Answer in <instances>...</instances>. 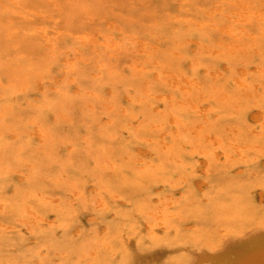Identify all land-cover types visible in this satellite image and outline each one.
I'll use <instances>...</instances> for the list:
<instances>
[{
	"label": "rangeland",
	"instance_id": "rangeland-1",
	"mask_svg": "<svg viewBox=\"0 0 264 264\" xmlns=\"http://www.w3.org/2000/svg\"><path fill=\"white\" fill-rule=\"evenodd\" d=\"M6 1L7 0H0V94H3L0 95V104L3 102V107H1L2 105H0V113L6 110L5 106H7V104L13 106L15 115L10 116V118L7 117L6 120H8L9 118V124L11 123L12 126H15L16 129L14 131L16 132L18 137L13 135V133H10L8 128L5 127V124L3 125L2 121L0 120V136H3L2 138H0V149L2 150H0V185L4 184L6 187L11 188L9 189L8 196L11 198L10 200L13 201V193L11 192V190H16V188L21 185V178H34V180L29 179V183L34 185L37 181L36 183L42 185L41 187L45 189L44 192L46 191L49 198H57L63 200V203L66 207V204H68L69 202H74L73 200H75L74 196L72 195L74 184L77 183L75 184V186L78 187L77 190L81 191L82 194L84 193L83 198L88 203V205L83 209L81 208V204L74 207L75 213L79 215L78 220L80 221V225L85 232L82 236L79 237L75 235L73 229L69 228V225L65 226L64 228H58V225L54 224L49 226L48 228L45 227V225L40 224L38 226L29 228L28 226H23L19 219L18 222L16 220L17 217L12 213L7 214L3 217V219L0 218V222H2L3 224L6 223L5 225L7 226H14V228L16 227L15 231L6 233L5 238L7 240H10L9 242L11 243L9 244V248L11 247L10 249L18 254L20 264H127V261L129 260L131 261H129V264H133L132 262L133 260H135L133 259L134 255L147 254L149 249L150 251H152L154 250L155 246L157 247L158 244L155 242L156 239L161 240V248L165 250V255L167 258L165 257L164 261L167 259L172 261L175 260V258H180L179 256H175L174 258V254L180 255L182 253L184 255H182L181 257H185L191 253L205 252L207 251L206 249L210 250L212 246H219L220 243H225L230 239H234L237 236L236 231L242 228L247 230L250 229L264 235V119L261 118L259 122H255L251 119L250 113L252 112L253 104L251 102L249 103L248 99H245L244 97L245 92H249L250 89L246 91L245 88L237 89V86H235L236 79L240 78L238 74L239 70H241L242 68H247L248 73H250L247 76V81L251 82L250 85L260 84L259 87L261 88L258 92L260 97L256 98V101L261 104L260 108L262 107L261 110L264 112V78L260 75L257 76V74L252 73V69L256 67L262 68V70H264V37H261V34L264 32V17H256V14L264 13V0H240L246 2L248 6H251L250 11L252 12V14L249 16L248 21L246 22V24H244L245 26L243 25L242 28H245L244 30L250 32L253 37L247 38L244 35H241V37L238 36L240 38H243V44L241 45H243L242 47L245 49V51L240 53L237 52L236 56L226 52L224 48H221L223 44L231 43L232 41H234V39L232 36L221 32V29L219 28L221 26L223 28L226 26L234 30L236 29L234 28L236 27L235 24L231 22H233L235 18L233 14L236 11L239 12L240 9L232 5L234 0H90V2L88 1L86 4H84V8L77 7L76 4L71 5L69 2L70 0H56L58 1L57 3L59 5V8L63 7L59 11L58 8H56V6L53 3H50L48 0H30L29 2L26 1V3L24 4L27 6L25 10H33L32 12H37L43 15L37 16L28 13L27 20L19 17L17 14H13L12 10L14 7L10 4L9 0L7 2ZM188 2L191 4H189ZM6 4L9 6H7ZM217 5H219L222 10H225V14H228L230 12L228 14L232 17L230 18V21L229 18H224L225 14L222 15L219 12H215V8ZM6 8H10V11L5 12ZM187 9L189 11H186ZM15 10L20 11L19 9ZM208 11H211V13ZM208 13H210V15H208ZM45 17H49L51 19L53 18L55 19L54 21H57V23H50L46 20ZM253 17L255 18L253 19ZM108 21H115L119 25L120 31L118 30L115 33V39L117 42H119L118 46L120 50L117 49L116 51H114L112 47L101 45L98 46L96 51H93L90 48L91 46H86L84 44H81L80 46L76 36L83 33H89L96 27H100L101 32L103 33L102 29H106V23ZM44 24H48L49 26H51L53 32H56L55 34H53L55 36H58V42L56 41L57 46L55 47V53L53 51V54L49 53L48 50L41 43H39L41 40H39L40 37L37 33V28L40 25L45 26ZM212 24L214 26H218V28L213 27ZM229 24L232 26H229ZM254 27H256V29H254ZM258 32H260L261 34ZM123 33H125L126 36ZM111 35L113 36V33ZM122 35L124 36V38L122 37ZM262 35L264 36V33ZM29 37H31V39H29ZM141 38L144 39L146 44H151L152 46H155L159 49L155 56V60L160 61L158 62L159 64L157 65V67H155L154 64L153 66L152 64L148 63L147 60L152 58L140 57V55L137 54V40L143 41ZM129 39L130 41H128ZM100 40L104 41L103 37H101ZM190 40H196L200 45L196 46L194 44H191ZM58 46L60 47V49H58ZM70 46H72L73 49L70 48ZM201 46L203 48H206L207 46L209 47L203 49ZM70 49L74 52H72ZM20 52L22 54H20ZM217 52L220 53L216 54ZM17 53H19V55ZM191 57L194 60H192ZM67 58H71L73 59V61H75V66L77 68L75 72L77 74H75V72L73 71L69 72L68 69L61 63ZM79 58H83L86 63H82ZM133 58L138 59L135 60ZM197 62L199 63V67L197 65ZM11 64L14 66H20L21 70L17 71L19 75L15 77L17 78V80L18 78L22 79L25 77L24 80L30 83V96L19 97V95H17V92L15 93V91H13L14 89L11 88V85L13 84L12 74L11 71H8L6 69V67L10 66ZM30 65L34 66L32 70L35 71L36 69L35 74H38V77H32L34 75L29 71V69H31ZM131 65L134 67H132ZM78 66L81 68H79ZM137 66L140 67L142 71L136 69L135 67ZM210 66L212 68H210ZM181 67L182 69H180ZM227 67H229L230 69L225 70ZM238 67L240 68L238 69ZM170 68L172 70H179L180 72L185 73L187 76L192 77L197 82V86L200 88L199 89L198 87H195V89H193L195 91V94L197 92H201L206 96L208 105L211 107V112H213L211 113V115H209V120H207L209 122V125L207 126L210 129V135L217 136L224 141L225 138L230 140L231 136L237 137L238 135L236 134L239 133L241 141L245 143L247 142L248 144L253 143L252 146L254 148L245 149V151L243 152L244 154H242L247 159L246 162L241 161V165L240 161H236L234 162L235 165H231L228 164L226 158L221 157L220 161H218L216 160L214 155L210 157V154L207 158V161L211 163L209 176L203 175L201 171L198 170L199 163L202 158L201 154H199L201 151V146L205 147L204 149L207 151L214 150L213 144H209L204 138L198 139L194 135L195 133L192 132L194 128L198 127L199 125L205 124V118L199 115H195L191 111L184 109H182L183 112L179 109H168L166 108V106L159 103V101L155 97L152 98V96L149 97L147 96V94H145L146 88L155 92H170V89L166 88V79L163 75V71H167ZM194 68H196V70ZM217 68L218 70H216ZM24 71L30 74H27ZM155 73H158L162 76L160 80H157L155 78ZM262 73L264 74V71H262ZM63 75H65V79L57 84L55 79L60 80V78L62 79ZM78 76L79 78H77ZM39 78L42 79L49 87L46 93L42 95L44 97V102H41L40 105H43L44 103V106L41 110H38L37 107H35L39 103L37 101V98L40 96H38L39 94H37L36 92V85L34 82ZM71 78H75L79 84L82 83V88H87L86 90H88L89 93H86L85 91L83 95H77V87L66 80ZM106 79L108 81H106ZM32 80L34 82H32ZM98 80L99 83L97 82ZM198 83H200V85ZM54 88H57L58 92H55ZM91 91L94 95H97L98 98L91 97ZM110 91H113V97L110 96ZM66 92L68 95L66 94ZM127 92H129L132 97H130ZM11 95L13 100L11 99ZM78 97L82 98L79 99ZM141 98L142 100H140ZM144 98L146 100H144ZM128 100L132 101L134 105L130 104ZM16 101L20 103L23 102L20 105V108L17 107L20 103L17 102V105L14 103ZM88 104L91 105V108H89ZM152 104H154L155 106ZM107 105H112L113 110H111ZM156 109H160V111L157 112ZM172 115L176 118V121L180 117V119L177 121L178 123H171V121L173 120ZM26 116H28V120L27 118H25ZM227 116L229 117L227 118ZM37 118H39L42 124L44 123L43 126L45 129H43L48 132L45 139L43 140H40L39 138H37V136L32 135L34 131H32V127L30 126V124L33 123L34 120L36 121ZM158 118L159 120L162 119V122H156ZM141 120H144V122ZM15 123H17V125L19 126L15 125ZM161 123H163L162 126ZM219 123L222 125H219ZM239 123L241 127L238 126ZM156 124L158 125V127ZM154 125L155 127H152ZM248 128L249 130H247ZM147 130L148 132L145 134ZM163 130L166 131L164 132L166 133L164 139ZM254 131H257V133L253 134ZM113 134H115V136ZM148 134H150V136ZM24 140H28L30 142ZM161 140H165V142H167L168 145L173 148L172 153H166L164 151V148L160 143L162 142ZM179 141L181 144L179 143ZM2 143H4V145ZM135 143H137L138 145H135ZM146 143H148V145ZM225 143H227V141H225ZM27 144L29 147L26 146ZM118 144H120V146ZM118 147L119 149H121L119 150ZM141 148L145 150L149 149L150 153L152 152V157H142L138 152V149ZM34 151L35 153L32 154L31 152ZM41 151H45L48 153L41 154ZM15 152H18V154H15ZM156 153L158 155H156ZM167 154H176L175 160H177L178 162L176 161V164L173 163L171 157L169 158L170 155ZM108 155H111V157H114L115 159L111 158ZM127 158H132V161L128 160ZM75 159L77 160V162L75 161ZM163 160L165 162H163ZM109 161L113 163L117 170L113 169L112 171L111 169H107V167L104 166ZM138 161H143L146 164L148 163V165H144L143 167L139 166L137 164ZM195 161H197V163ZM5 163H8V166ZM25 163L28 164V166L25 165ZM243 163L245 165H243ZM149 164L156 165L155 167H157L160 172L157 170L154 171L153 169H149L151 168V165ZM181 167H186V169H182ZM19 168H21V170L23 169V173L22 171L20 172ZM92 168H94V171ZM13 169L16 171H13ZM239 170H245L246 173L243 174V176L239 177ZM186 171L189 173H186ZM18 176H20V178ZM34 176L38 177L36 178ZM48 176L50 177V179ZM205 178L207 181L205 180ZM233 178H235L234 180L238 178L240 182H242L243 186L241 185L242 187H240V189L232 187L230 185V182L233 181ZM201 179L202 181H206L209 184V188L206 189L207 194H204L202 192V189H200V187L198 186V182ZM245 180H247V184ZM161 182L164 184H162ZM253 182L254 184H252ZM211 184L213 185L211 186ZM103 185L113 186V196H110L106 189L103 190ZM217 185L219 186L217 187ZM92 187H96L98 192H91V190L93 189ZM246 194H248L249 196ZM167 195L169 196L167 197ZM97 198L106 200L108 207L113 208V214H110L106 210L98 207L96 205V203L98 202ZM197 199H200L198 200V202L200 201L199 203L197 202ZM158 200H160L159 203ZM114 203L116 204L114 205ZM35 204L36 205L34 206L33 203L35 209H37L41 213H43L44 211L46 212L47 209L45 210V203H41L42 205H37V203ZM143 204L146 205L143 206ZM68 208H70V206ZM198 208H201V213L198 212ZM138 212L142 213L139 214ZM96 215H104L105 218L103 221H105V223L107 221L106 224L110 226V234H108L109 232L105 233L101 231L103 230L101 226H96L89 223L88 219ZM13 218L15 219V221ZM52 218L53 214H51V212H49L47 216H45V219L51 220ZM135 221H138V223H136ZM145 222L149 223L146 224ZM160 223H162L163 225ZM112 225L114 226V228L111 227ZM123 226H125V228ZM129 227L130 229H128ZM161 227H164L166 229L164 230V228L162 229ZM90 229H93L94 231ZM96 230L98 233L96 232ZM20 234H22V236ZM97 234L99 237L96 236ZM134 235H136L137 237ZM40 236H43L44 240L41 241V238H39ZM113 236L115 237L113 238ZM92 237L94 238L91 239ZM211 237L213 238L211 239ZM189 240H191V242H189ZM87 242H89L90 244H87ZM54 246H58V249H53ZM38 248H40L39 250L41 251H39ZM28 251H30L31 253ZM34 253H36V255ZM6 256L7 255L5 254L4 257L7 258ZM23 256L24 258H21ZM4 257L2 263L6 264L7 259H4ZM170 257L173 259L171 260ZM27 258L29 260H27ZM170 261L164 262V264L169 263Z\"/></svg>",
	"mask_w": 264,
	"mask_h": 264
},
{
	"label": "bare ground",
	"instance_id": "bare-ground-1",
	"mask_svg": "<svg viewBox=\"0 0 264 264\" xmlns=\"http://www.w3.org/2000/svg\"><path fill=\"white\" fill-rule=\"evenodd\" d=\"M8 1V0H7ZM6 1V2H7ZM10 1V4L14 7H12L13 8V10H12V12H13V14H17L19 17H21V18H24V19H28V13H30V14H32V15H37V16H39V15H43V14H39V13H37V12H32L33 10H31V11H27V10H25V8H27V6L26 5H24L25 3H26V1L27 2H29L30 0H9ZM38 1V0H37ZM45 1V0H44ZM50 3H53L55 6H56V8H58V11L59 10H61V8H63V7H61V8H59V5H58V1H56V0H48ZM90 2V0H74V1H72V0H70L69 2H70V4L72 5V4H76V6L77 7H82V8H84V4H86L87 2ZM183 2V1H182ZM31 3V2H30ZM189 3V2H188ZM1 4V3H0ZM66 4V3H65ZM96 4V3H95ZM189 4H191V3H189ZM7 5V4H6ZM69 5V4H68ZM94 5V4H93ZM197 5V4H196ZM232 5L233 6H235V7H238L239 9H240V11L239 12H235L234 14H233V16L235 17H233L234 18V20H233V22H231V23H234L235 24V26L236 27H234V28H236L235 30L234 29H232V28H228V27H219L220 29H221V32H224V33H226L227 35H229V36H232L233 37V39H234V41H232L231 43H225V44H223L222 46H221V48H224V50L226 51V52H228V53H231V54H233L234 56H236V54H237V52H243V51H245V49L242 47L243 45H241V44H243L242 43V41H243V38H240L241 37V35H244V36H246L247 38H252L253 36L250 34V32H247V30H244L245 28H242L243 27V25L244 24H246V22L248 21V19H249V16L252 14V12L250 11L251 9H250V7L251 6H248L247 5V3L246 2H243V1H240V0H237V1H233V3H232ZM1 6V5H0ZM7 6H9V5H7ZM189 6V5H188ZM5 7V6H4ZM29 7V6H28ZM198 7V6H197ZM2 8V7H1ZM33 8V7H32ZM35 8V7H34ZM184 8H186V7H184ZM223 8V7H222ZM15 9H19L20 11H17V10H15ZM55 9V8H54ZM65 9V8H64ZM72 9V8H71ZM193 9H194V7H193ZM230 9V8H229ZM234 9V8H233ZM24 10V11H23ZM213 10V9H212ZM235 10V9H234ZM8 11H10V8H6L5 9V12H8ZM52 11V10H51ZM81 11V10H80ZM186 11H189L188 9L186 10ZM195 11H196V9H195ZM207 11V10H206ZM228 11H230V10H228ZM208 12H210L211 13V11H208ZM215 12H219V13H221L222 15L223 14H225V10H222L221 8H220V6L219 5H217L216 6V8H215ZM254 12V11H253ZM257 12V11H256ZM210 13H208V15H210ZM230 13V12H229ZM228 13V14H229ZM227 13L224 15V18L226 17V18H229V21H230V18H232L230 15H228ZM232 14V13H231ZM256 14V13H255ZM71 15V14H70ZM200 15H202V14H200ZM204 15V14H203ZM220 15V14H219ZM9 16H10V14H9ZM72 16V15H71ZM194 16V15H193ZM197 16V15H196ZM213 16V15H212ZM35 17V16H34ZM256 17H259V18H262V17H264V13H260V14H256ZM11 18V17H10ZM32 18V17H31ZM46 18V17H45ZM57 18V17H56ZM255 17H253V19H254ZM46 20L48 21V22H50V23H57V21H54L55 19H51V18H49V17H47L46 18ZM46 21V22H47ZM35 22V21H34ZM200 22V21H199ZM189 23V22H188ZM230 23V22H229ZM253 23V22H252ZM251 23V24H252ZM39 24V23H38ZM43 24V23H42ZM197 24V23H196ZM211 24V23H210ZM6 25V24H5ZM45 25V24H44ZM74 25V24H73ZM200 25V24H199ZM213 25V24H212ZM35 26V25H34ZM229 26H232V25H230L229 24ZM245 26V25H244ZM250 26H253V25H250ZM256 26H258V25H256ZM11 27V26H10ZM66 27V26H65ZM73 27V26H72ZM199 27V26H198ZM200 27H201V25H200ZM199 27V28H200ZM213 27H217L218 28V26H214L213 25ZM202 28V27H201ZM251 28V27H250ZM249 28V29H250ZM70 29V28H69ZM193 29V28H192ZM254 29H256V27H254ZM259 29V28H258ZM60 30V29H59ZM120 31V29H119V25L114 21H108L107 23H106V29H102V31H103V33L101 32V29H100V27H96L95 29H93V30H91V32H89V33H83V34H80V35H78V36H76V38H77V40H78V42H79V44H80V46H81V44H84V45H86V46H91L90 48L93 50V51H96V49L98 48V46H101V45H103V46H106V47H112L113 48V50L114 51H116L117 49H119V46H118V44H119V42H117L116 41V39H115V33L117 32V31ZM7 31V30H6ZM57 31V30H56ZM63 31V30H62ZM83 31V30H82ZM258 31V30H257ZM67 32V31H66ZM85 32V31H84ZM196 32V31H195ZM27 33V32H26ZM37 33H38V35H39V40H41L39 43H41L47 50H48V52L49 53H52L53 54V51H54V53H55V47L57 46L56 45V41H57V38H58V36H55L54 34L56 33V32H53V29H52V27L51 26H49L48 24L47 25H45V26H42V25H40V26H38V28H37ZM54 33V34H53ZM113 33V36L111 35ZM194 33V32H193ZM192 33V34H193ZM258 33H260V32H258ZM264 33V32H263ZM262 33V34H263ZM124 35H125V33H123ZM254 34V33H253ZM261 34V33H260ZM261 34V37H264L263 35ZM66 35V34H65ZM69 35V34H68ZM126 36V35H125ZM134 36V35H133ZM238 36H240V37H238ZM101 37H103V39H104V41H101L100 40V38ZM122 37L124 38V36L122 35ZM135 37V36H134ZM20 38V37H19ZM130 38V37H129ZM136 38V37H135ZM260 38V37H259ZM29 39H31V37H29ZM127 39V38H126ZM140 39V38H139ZM142 39V38H141ZM154 39V38H153ZM185 39H187V38H185ZM231 39V38H230ZM143 41H144V39H142ZM229 40V39H228ZM14 41V40H13ZM13 41H12V44H13ZM19 41V40H18ZM128 41H130V39L128 40ZM143 41H140V40H137V44H138V50L136 51L137 52V54L138 55H140V57H147V58H152V59H149V60H147L148 61V63L149 64H154L155 65V67H157V65L159 64L158 62H160V61H158V60H155V56H156V54H157V52L159 51V49L157 48V47H155V46H152L151 44H146L145 43V41L143 42ZM147 41V40H146ZM163 41V40H162ZM231 41V40H230ZM229 41V42H230ZM15 42V41H14ZM21 42V41H20ZM58 42V41H57ZM77 42V41H76ZM148 42V41H147ZM182 42V41H181ZM186 42V41H185ZM219 42V41H218ZM31 43V42H30ZM129 43V42H128ZM132 43V42H131ZM130 43V44H131ZM153 43V42H152ZM190 43L191 44H194V45H200L199 44V42L198 41H196V40H190ZM217 43V42H216ZM250 43V42H249ZM11 44V43H10ZM15 44V43H14ZM40 44V45H41ZM129 44V45H130ZM155 44V43H154ZM60 45H61V43H60ZM157 45V44H156ZM168 45V44H167ZM181 45V44H180ZM203 45V44H202ZM206 45V44H205ZM16 46V45H15ZM158 46V45H157ZM179 46V45H178ZM213 46V45H212ZM10 47V46H9ZM33 47V46H32ZM59 47V46H58ZM169 47V46H168ZM202 47V46H201ZM207 47H209V46H207ZM206 47V48H207ZM216 47V46H215ZM70 48H72V46H70ZM121 48V47H120ZM132 48V47H131ZM182 48H183V46H182ZM203 48V47H202ZM205 47L203 48V49H206ZM214 48V47H213ZM58 49H60V47L58 48ZM64 49V48H63ZM73 49V48H72ZM75 49H77V48H75ZM108 49V48H107ZM128 49V48H127ZM163 49V48H162ZM168 49V48H167ZM166 49V50H167ZM178 49V48H177ZM194 49V48H193ZM253 49V48H252ZM258 49V48H257ZM261 49V48H260ZM65 50V49H64ZM71 50V49H70ZM120 50V49H119ZM171 50V49H170ZM169 50V51H170ZM174 50V49H173ZM196 50V49H195ZM199 50H201V49H199ZM215 50V49H214ZM217 50V49H216ZM72 51V50H71ZM163 51V50H162ZM205 51H207V50H205ZM221 51V50H220ZM254 51V50H253ZM57 52V51H56ZM72 52H74V51H72ZM14 53V52H13ZM67 53V52H66ZM70 53V52H69ZM82 53V52H81ZM201 53V52H200ZM220 53V52H219ZM218 52L216 53V54H219ZM18 55H19V53H17ZM20 54H22L21 52H20ZM24 54V53H23ZM104 54H105V52H104ZM166 54V53H165ZM176 54V53H175ZM177 54H179V53H177ZM224 54H225V52H224ZM1 55V54H0ZM6 55V54H5ZM83 55V54H82ZM162 55V54H161ZM211 55V54H210ZM255 55V54H254ZM14 56V55H13ZM12 56V57H13ZM86 56V55H85ZM111 56V55H110ZM197 56H198V54H197ZM216 56V55H215ZM106 57V56H105ZM168 57V56H167ZM175 57V56H174ZM183 57H185V56H183ZM182 57V58H183ZM204 57V56H203ZM226 57V56H225ZM10 58V57H9ZM17 58V57H16ZM21 58V57H20ZM26 58V57H25ZM58 58V57H57ZM73 58V57H72ZM85 58V57H84ZM198 58V57H197ZM212 58V57H211ZM233 58V57H232ZM232 58H231V61H232ZM260 58V57H259ZM80 59V58H79ZM93 59V58H92ZM107 59H109V58H107ZM113 59V58H112ZM133 59H135V58H133ZM138 59V58H137ZM137 59H135V60H137ZM191 59H192V57H191ZM217 59V58H216ZM255 59H256V57H255ZM81 61H82V63H86V61L83 59V58H81L80 59ZM162 60V59H161ZM192 60H194V59H192ZM196 60V59H195ZM5 61V60H4ZM7 61V60H6ZM45 61V60H44ZM48 61V60H47ZM210 61H212V60H210ZM218 61H220V60H218ZM226 61V60H225ZM230 61V62H231ZM239 61V60H238ZM1 62V61H0ZM12 62H13V60H12ZM20 62V61H19ZM40 62V61H39ZM51 62V61H50ZM49 62V63H50ZM260 62V61H259ZM17 63H18V61H17ZM27 63V62H26ZM45 63V62H44ZM67 69H68V71L70 72V71H73V72H75L76 71V66H75V61H73V59H71V58H67V59H65L64 61H62L61 62ZM212 63H214V62H212ZM244 63H245V61H244ZM165 64V63H164ZM196 64V63H195ZM195 64H193V65H195ZM251 64V63H250ZM259 64V63H258ZM263 64H264V62H263ZM263 64H261V65H263ZM77 65V64H76ZM79 65V64H78ZM96 65V64H95ZM153 65V66H154ZM183 65V64H182ZM190 65V64H189ZM197 65H198V67H199V63L197 62ZM205 65V64H204ZM203 65V66H204ZM243 65V64H242ZM252 65V64H251ZM254 65V64H253ZM260 65V64H259ZM22 66V65H21ZM24 66H26V65H24ZM85 66V65H84ZM104 66V65H103ZM132 66V65H131ZM172 66V65H171ZM178 66V65H177ZM216 66V65H215ZM228 66H230V65H228ZM236 66V65H235ZM79 67V66H78ZM132 67H134V66H132ZM256 67V66H255ZM5 68V67H4ZM30 68L31 69H29V71L31 72V73H33V75L34 76H32V77H38L36 74H35V71H36V69H35V71H33L32 69L34 68V66H31L30 65ZM38 68V67H37ZM42 68V67H41ZM65 68V69H66ZM79 68H81V67H79ZM97 68V67H96ZM136 69H139V71H142V69L140 68V67H135ZM169 68V67H168ZM210 68H212L211 66H210ZM216 68V67H215ZM240 67H238V69H239ZM6 69L8 70V71H11V74H12V78H13V84L11 85V88L12 89H14L13 91H15V93L17 92V95H19V97H28V96H30V89L29 88H31L30 87V83H28V81H25L24 79H25V77L24 78H22V79H20V78H18V80H17V78L15 77V76H18L19 74L17 73V71H20L21 69H20V66H14V65H10V66H8V67H6ZM24 69V68H23ZM60 69V68H59ZM61 69H63V68H61ZM112 69V68H111ZM143 69H144V67H143ZM154 69V68H153ZM171 69V68H170ZM168 69L167 71H163L164 72V77H165V84H166V88H169L170 89V92H155V91H152V90H150V89H148V88H146V90H145V94H147V96H149V97H151L152 96V98L153 97H155L158 101H159V103H161V104H163L164 106H166V108H168V109H179V110H182V109H184V110H188V111H191L192 113H194L195 115H199V116H202L203 118H205V124L204 125H199L198 127H196V128H194L193 130H192V132L193 133H195L194 135L198 138V139H201V138H204L209 144H213L214 145V150L213 151H207V150H205L204 148L205 147H202L201 146V151H200V153L199 154H201V156H202V158H201V160H200V163H199V169L198 170H200L201 171V173L203 174V175H207V176H209V169H210V165H211V163L210 162H208L207 161V158L209 157V155H210V157H212L213 155L215 156V158H216V160H218V161H220V158L221 157H224V158H226V160L228 161V164H231V165H235V163L234 162H236V161H240V164H241V161H243V162H246L247 161V159L245 158V156H243L242 154H244L243 152L245 151V149H252V148H254L253 146H252V144L253 143H245V142H243V141H241V138L239 137V133H237L236 135H238L237 137H235V136H231V138L230 137H228V138H230V140L229 139H227V138H225V140L223 141L222 139H220L219 137H217V136H214V135H210L209 134V128H208V126L207 125H209V122L207 121V120H209L208 118H210L209 117V115H211V113H213V112H211V107L208 105V100H206V96L204 95V94H202L201 92H197L196 94H195V91L193 90V89H195V87L197 88L198 86H197V82L192 78V77H190V76H187L185 73H183V72H180L179 70H175V69ZM177 69V68H176ZM180 69H182V67L180 68ZM195 70H196V68H194ZM230 68L229 67H227L225 70H229ZM233 69H234V67H233ZM235 69H237V68H235ZM38 70V69H37ZM214 70V69H213ZM216 70H218V68L216 69ZM53 71V70H52ZM194 71V70H193ZM210 71V70H209ZM262 71H264V70H262V68H254V69H252V73H255V74H257V76H262L263 78H264V74L262 73ZM24 72H26V71H24ZM82 72V71H81ZM107 72V71H106ZM155 72V71H154ZM157 72V71H156ZM213 72V71H212ZM218 72H220V71H218ZM217 72V73H218ZM6 73V72H5ZM27 73V72H26ZM66 73V72H65ZM105 73V72H104ZM148 73H150V72H148ZM194 73V72H193ZM27 74H30V73H27ZM69 74V73H68ZM67 74V75H68ZM75 74H77L76 72H75ZM95 74V73H94ZM139 74V73H138ZM162 74V73H161ZM220 74H222V73H220ZM239 79H236V81H235V86H237V89L238 88H245L246 89V91H248L249 89H250V91L249 92H245V99H248V101H249V103L251 102L252 104H253V106H252V112L250 113V117H251V119L252 120H254L255 122H259L260 120H261V118L262 119H264V112L261 110V108H260V106H261V104L260 103H258L257 101H256V98H258V97H260L259 96V89L261 88V87H259V85H253V84H251L250 85V83L251 82H248L247 81V76L250 74V73H248V70H247V68H242L241 70H239ZM110 75V74H109ZM140 75V74H139ZM193 75V74H192ZM233 75H235V74H233ZM254 75V74H253ZM64 76V77H63ZM62 76V79L60 78V80L59 79H55V81L57 82V84L58 83H60L62 80H64L65 79V75H63ZM72 76V75H71ZM154 76H155V78L157 79V80H160L161 79V75H159L158 73H155L154 74ZM227 76V75H226ZM231 76V75H230ZM54 77V76H53ZM73 77V76H72ZM91 77V76H90ZM112 77V76H111ZM205 77H206V75H205ZM251 77V76H250ZM46 78V77H45ZM55 78V77H54ZM77 78H79V76L77 77ZM139 78V77H138ZM234 78V77H233ZM96 79V78H95ZM111 79V78H110ZM213 79V78H212ZM11 80V79H10ZM67 81H69L70 83H72L73 85H75L76 87H77V91H76V94L77 95H83L84 93H85V91H86V93L88 92L89 93V91L88 90H86V89H84V88H82V83L81 84H79L77 81H76V79L75 78H71V79H66ZM100 80H101V78H100ZM134 80H135V78H134ZM226 80V79H225ZM255 80V79H254ZM259 80V79H258ZM15 81V82H14ZM83 81V80H82ZM106 81H108L107 79H106ZM202 81H205V80H202ZM32 82H34L33 80H32ZM98 83H99V80L97 81ZM110 82H111V80H110ZM113 82V81H112ZM142 82V81H141ZM221 82V81H220ZM35 83V85H36V92H37V94H39L38 96H40V97H38L37 98V101L39 102L35 107H37V109L38 110H41V109H43V106H44V103H43V105H40L41 104V102H44V97L42 96V95H44L45 93H46V91L49 89V87L46 85V83L42 80V79H36V81L34 82ZM151 83V82H150ZM201 83V82H200ZM200 83H198L199 85H200ZM210 83H212V82H210ZM227 83V82H226ZM255 83V82H254ZM1 84V83H0ZM102 84H104V83H102ZM143 84V83H142ZM153 84V83H152ZM162 84V83H161ZM223 84V83H222ZM84 85H86V84H84ZM98 85V84H97ZM101 85V84H100ZM159 85V84H158ZM209 85V84H208ZM116 86V85H115ZM213 86V85H212ZM261 86H262V84H261ZM3 87H4V85H3ZM52 87H54V86H52ZM111 87V86H110ZM157 87V86H156ZM158 87H160V86H158ZM164 87V86H163ZM205 87H206V85H205ZM134 88H136V87H134ZM141 88V87H140ZM144 88V87H143ZM199 88V87H198ZM251 88H254V89H251ZM2 89V88H1ZM53 89V88H52ZM111 89V88H110ZM113 89V88H112ZM142 89V88H141ZM161 89H162V87H161ZM200 89V88H199ZM207 89H209V88H207ZM231 89V88H230ZM93 90V89H92ZM164 90H166V89H164ZM240 90V89H239ZM12 91V92H13ZM54 91L55 92H58V90H57V88L55 89L54 88ZM63 91V90H62ZM62 91H60V92H62ZM96 91V90H95ZM125 91H127V90H125ZM218 91H219V89H218ZM138 92H139V90H138ZM144 92V91H143ZM241 92V91H240ZM96 93V92H95ZM129 95H130V93L129 92H127ZM232 93V92H231ZM263 93V92H262ZM2 94V93H1ZM0 94V95H1ZM66 94H67V92H66ZM91 94V95H90ZM89 95L91 96V97H95V98H98L97 97V95H94L93 93H92V91H91V93H90ZM110 96L111 97H113V91H110ZM127 94V95H128ZM211 94V93H210ZM209 94V95H210ZM3 95V94H2ZM16 95V94H15ZM68 95V94H67ZM99 95V94H98ZM6 96V95H5ZM4 96V97H5ZM60 96V95H59ZM61 96H62V93H61ZM141 96V95H140ZM212 96V95H211ZM234 96V95H233ZM241 96V95H240ZM3 97V96H2ZM17 97V96H16ZM100 97H101V95H100ZM105 97V96H104ZM116 97V96H115ZM118 97V96H117ZM130 97H132L131 95H130ZM137 97V96H136ZM66 98V97H65ZM79 98V97H78ZM82 98V97H81ZM81 98H79V99H81ZM108 98V97H107ZM128 98V97H127ZM147 98V97H146ZM11 99L13 100V98H12V95H11ZM89 99V98H88ZM136 99V98H135ZM241 99V98H240ZM244 99V98H243ZM15 100H17V99H15ZM82 100H84V99H82ZM86 100V99H85ZM116 100V99H115ZM140 100H142V98L140 99ZM144 100H146L145 98H144ZM219 100V99H218ZM237 100V99H236ZM24 101H26V100H24ZM29 101V100H28ZM78 101H80V100H78ZM129 101V103L130 104H133L134 105V103L132 102V101H130V100H128ZM137 101V100H136ZM18 101H16V102H14L15 104L17 103ZM108 102H110V101H108ZM254 102V103H253ZM3 103V102H2ZM2 103L0 104V105H2ZM18 103H20V102H18ZM23 102H21L20 104H19V106H17V107H21L20 105L22 104ZM78 103V102H77ZM80 103V102H79ZM83 103V102H82ZM85 103V102H84ZM118 103V102H117ZM153 103V102H152ZM155 103V102H154ZM243 103V102H242ZM246 103V102H245ZM68 104V103H67ZM75 104V103H74ZM86 104H87V102H86ZM218 104V103H217ZM221 104V103H220ZM6 105V104H5ZM17 105V104H16ZM27 105V104H26ZM25 105V106H26ZM89 105V104H88ZM109 105V104H108ZM107 105V106H108ZM127 105V104H126ZM142 105H145V104H142ZM152 105H154V104H152ZM64 106H66V105H64ZM80 106V105H79ZM84 106H85V104H84ZM155 106V105H154ZM153 106V107H154ZM216 106V105H215ZM1 107H3V105L1 106ZM6 107V110L5 111H1L2 113H0V120L2 121V123H3V125L5 124V127L6 128H8V130H9V132L10 133H13V135H15V136H17L18 137V135L16 134V132L14 131L16 128H15V126H12L11 125V123L9 124V118H10V116H14L15 114H14V108H13V106H10V105H8L7 104V106H5ZM30 107V106H29ZM33 107V106H32ZM70 107H72V106H70ZM75 107V106H74ZM111 110H113V107H112V105H110V106H108ZM49 108H51V107H49ZM53 108V107H52ZM58 108V107H57ZM68 108H69V106H68ZM89 108H91V105H89ZM93 108V107H92ZM159 108V107H158ZM219 108V107H218ZM222 108V107H221ZM227 108H230V107H227ZM226 108V109H227ZM1 109V108H0ZM29 109V108H28ZM56 109V108H55ZM80 109H81V107H80ZM118 109H120V108H118ZM126 109V108H125ZM143 109V108H142ZM151 109V108H150ZM153 109V108H152ZM164 109V108H163ZM2 110H4V109H2ZM65 110H67V109H65ZM64 110V111H65ZM69 110H70V108H69ZM103 110V109H102ZM141 110V109H140ZM162 110V109H161ZM248 110H250V109H248ZM82 111V110H81ZM132 111V110H131ZM156 111L157 112H159L160 111V109H156ZM165 111V110H164ZM168 111V110H167ZM171 111V110H170ZM178 111V110H177ZM226 111V110H225ZM67 112V111H66ZM83 112V111H82ZM119 112V111H118ZM124 112V111H123ZM152 112V111H151ZM156 112V113H157ZM180 112V111H179ZM182 112H183V110H182ZM57 113H59V112H57ZM56 113V114H57ZM86 113V112H85ZM106 113V112H105ZM104 113V114H105ZM155 113V114H156ZM162 113H163V111H162ZM181 113V112H180ZM215 113V112H214ZM18 114V113H17ZM116 114V113H115ZM37 115V114H36ZM136 115H137V113H136ZM162 115V114H161ZM167 115V114H166ZM191 115H193V114H191ZM237 115V114H236ZM30 116H32V115H30ZM155 116V115H154ZM158 116H159V114H158ZM165 116V115H164ZM170 116V115H169ZM7 117H9L8 118V120H6L7 119ZM16 117V116H15ZM28 116H26L25 118H27ZM58 117V116H57ZM162 117V116H161ZM166 117V116H165ZM172 117H173V115H172ZM171 117V118H172ZM183 117V116H182ZM222 117V116H221ZM220 117V118H221ZM225 117V116H224ZM229 116H227V118H228ZM70 118H71V116H70ZM151 118H152V116H151ZM164 118V117H163ZM170 118V117H169ZM223 118V117H222ZM29 118H27V120H28ZM41 119V118H40ZM100 119H101V117H100ZM108 119H109V115H108ZM119 119V118H118ZM138 119V118H137ZM173 120L171 121V123L173 122V124H175L179 119H180V117H179V119L176 121V118L175 117H173L172 118ZM231 119H232V116H231ZM90 120H92V119H90ZM107 120V119H106ZM162 119H160L159 120V118H158V120L156 121V122H158V121H161ZM167 120H168V118H167ZM166 120V121H167ZM30 121V120H29ZM137 121V120H136ZM141 121H143L144 122V120H141ZM145 121H147V120H145ZM155 121V120H154ZM154 121H153V123H154ZM185 121H189V120H185ZM220 121V120H219ZM13 122V121H12ZM28 122V121H27ZM91 122V121H90ZM162 122V121H161ZM238 122V121H237ZM244 122H245V120H244ZM263 122V121H262ZM104 123V122H103ZM118 123V122H117ZM152 123V124H153ZM178 123V122H177ZM180 123V122H179ZM192 123H193V121H192ZM235 123H236V121H235ZM44 124V123H43ZM43 124H42V122L39 120V118H37L36 119V121L34 120V122L33 123H31L30 124V126L32 127V131H34V133L32 134V135H35V136H37V138H39L40 140H43V139H45V137H46V135H47V131L46 130H44L45 128H44V126H43ZM62 124V123H61ZM88 124V123H87ZM92 124V123H91ZM90 124V125H91ZM101 124V123H100ZM159 124V123H158ZM162 124L163 123H161V126H162ZM170 124V123H169ZM229 124V123H228ZM2 125V124H1ZM15 125H17V123H15ZM24 125V124H23ZM64 125V124H63ZM80 125V124H79ZM96 125V124H95ZM119 125V124H118ZM134 125H136V124H134ZM157 125V124H156ZM181 125V124H180ZM219 125H222V124H220L219 123ZM225 125V124H224ZM17 126H19V125H17ZM137 126H138V124H137ZM142 126V125H141ZM150 126V125H149ZM171 126V125H170ZM207 126V127H206ZM238 126H240V123L238 124ZM20 127H22V126H20ZM84 127V126H83ZM88 127V126H87ZM94 127V126H93ZM113 127H114V125H113ZM152 127H155V125L154 126H152ZM157 127H158V125H157ZM225 127V126H224ZM227 127V126H226ZM241 127V126H240ZM243 127V126H242ZM245 127V126H244ZM256 127V126H255ZM44 128V129H43ZM148 128V127H147ZM215 128V127H214ZM218 128V127H217ZM230 128V127H229ZM150 129V128H149ZM221 129V128H220ZM224 129V128H223ZM222 129V130H223ZM233 129V128H232ZM155 130H157V129H155ZM164 130H165V127H164ZM163 130V133L164 132H166V131H164ZM176 130V129H175ZM178 130V129H177ZM181 130V129H180ZM179 130V131H180ZM185 130V129H184ZM243 130V129H242ZM247 130H249V128L247 129ZM77 131V130H76ZM75 131V132H76ZM99 131V130H98ZM116 131V130H115ZM154 131V130H153ZM152 131V132H153ZM174 131V130H173ZM225 131V130H224ZM223 131V132H224ZM237 131V130H236ZM239 131H240V129H239ZM89 132V131H88ZM95 132V131H94ZM125 132V131H124ZM148 132V130L145 132V134ZM158 132V131H157ZM172 132V131H171ZM177 132V131H176ZM182 132V131H181ZM180 132V133H181ZM213 132V131H212ZM218 132V131H217ZM226 132V131H225ZM5 133V132H4ZM91 133V132H90ZM103 133V132H102ZM168 133V132H167ZM178 133V132H177ZM184 133V132H183ZM220 133V132H219ZM229 133V132H228ZM257 133V131H254L253 132V134H256ZM21 134V133H20ZM55 134V133H54ZM203 134V135H202ZM1 135V134H0ZM30 135V134H29ZM107 135V134H106ZM111 135V134H110ZM114 136H115V134H113ZM149 136H150V134H148ZM164 135V137H163V139L165 138V135H166V133H164L163 134ZM221 135V134H220ZM230 135H231V133H230ZM229 135V136H230ZM76 136V135H75ZM81 136V135H80ZM94 136V135H93ZM109 136V135H108ZM132 136V135H131ZM175 136V135H174ZM3 137V136H2ZM1 136H0V138H2ZM125 137V136H124ZM127 137V136H126ZM176 137V136H175ZM186 137V136H185ZM189 137V136H188ZM67 138V137H66ZM100 138V137H99ZM119 138V137H118ZM147 138V137H146ZM151 138V137H150ZM141 139V138H140ZM148 139V138H147ZM171 139V138H170ZM3 140V139H2ZM85 140V139H84ZM126 140V139H125ZM133 140V139H132ZM4 141V140H3ZM24 141H28V140H24ZM23 141V142H24ZM70 141V140H69ZM90 141V140H89ZM149 141H153V140H149ZM162 141V140H161ZM225 141H227V143H225ZM5 142V141H4ZM9 142V141H8ZM7 142V143H8ZM12 142V141H11ZM28 142H30V141H28ZM42 142V141H41ZM46 142V141H45ZM128 142V141H127ZM142 142V141H141ZM154 142H155V140H154ZM157 142V141H156ZM22 143V142H21ZM103 143V142H102ZM117 143V142H116ZM122 143V142H121ZM125 143H126V141H125ZM161 144H162V146H163V148H164V151L166 152V153H172L173 151V148L170 146V145H168V143L167 142H165V140H163L162 142H160ZM179 143H180V141H179ZM186 143V142H185ZM1 144V143H0ZM3 145H4V143H2ZM124 144V143H123ZM137 143H135V145H136ZM147 145H148V143H146ZM170 144V143H169ZM181 144V143H180ZM193 144V143H192ZM14 145V144H13ZM12 145V146H13ZM30 145H31V143H30ZM76 145V144H75ZM109 145V144H108ZM119 146H120V144H118ZM125 145V144H124ZM138 145V144H137ZM154 145V144H153ZM6 146V145H5ZM12 146H10V147H12ZM26 146H28V144L26 145ZM63 146V145H62ZM133 146H134V144H133ZM146 146V145H145ZM150 146V145H149ZM157 146V145H156ZM20 147H24V146H20ZM29 147V146H28ZM27 147V148H28ZM39 147H40V145H39ZM42 147H43V145H42ZM70 147V146H69ZM73 147V146H72ZM109 147V146H108ZM112 147V146H111ZM159 147V146H158ZM193 147V146H192ZM191 147V148H192ZM49 148V147H48ZM148 148V147H147ZM153 148V147H152ZM14 149V148H13ZM100 149V148H99ZM99 149H98V151H99ZM102 149V148H101ZM110 149V148H109ZM118 149H119V147H118ZM121 149V148H120ZM119 149V150H120ZM127 149H128V147H127ZM1 150V149H0ZM28 150V149H27ZM40 150V149H39ZM52 150V149H51ZM86 150V149H85ZM139 151V154L142 156V157H144V158H147V157H152V152L150 153V150L148 151V150H145V149H138ZM187 150V149H186ZM197 150V149H196ZM2 151V150H1ZM10 151V150H9ZM50 151V150H49ZM77 151V150H76ZM88 151V150H87ZM92 151V150H91ZM109 151V150H108ZM113 151V150H112ZM124 151V150H123ZM180 151V150H179ZM181 151H182V149H181ZM249 151V150H248ZM154 152V151H153ZM175 152V151H174ZM191 152V151H190ZM196 152V151H195ZM253 152V151H252ZM18 154V152H15V154ZM32 154H34L35 153V151L34 152H31ZM48 152H45V151H41V154H47ZM56 153V152H55ZM100 153V152H99ZM159 153V152H158ZM184 153V152H183ZM4 154V153H3ZM78 154V153H77ZM94 154V153H93ZM116 154V153H115ZM247 154V153H246ZM0 155H1V153H0ZM7 155V154H6ZM127 155V154H126ZM130 155V154H129ZM156 155H158L157 153H156ZM167 155H170L169 156V158L171 157V159H172V162L173 163H175L177 160H175V158H176V154H167ZM252 155V154H251ZM18 156V155H17ZM39 156V155H38ZM70 156V155H69ZM108 156H110L111 157V155H108ZM124 156V155H123ZM200 156V157H201ZM263 156V155H262ZM156 157V156H155ZM161 157V156H160ZM190 157V156H189ZM237 157V158H236ZM25 158V157H24ZM56 158H57V156H56ZM111 158H114V157H111ZM136 158V157H135ZM139 158V157H138ZM158 158H159V156H158ZM162 158V157H161ZM163 158H164V156H163ZM10 159H11V156H10ZM21 159V158H20ZM115 159V158H114ZM128 159V158H127ZM132 158H130V159H128V160H130V161H132L131 160ZM165 159H166V157H165ZM260 159H262V158H260ZM14 160V159H13ZM72 160V159H71ZM95 160H96V158H95ZM147 160V159H146ZM160 160V159H159ZM225 160V159H224ZM8 161V160H7ZM65 161V160H64ZM75 161L77 162V160L75 159ZM107 161V160H106ZM118 161V160H117ZM120 161V160H119ZM11 162H13V161H11ZM122 162V161H121ZM153 162V161H152ZM163 162H165L164 160H163ZM178 162V161H177ZM187 162V161H186ZM196 163H197V161H195ZM223 162V161H222ZM183 163H184V161H183ZM212 163H214V162H212ZM256 163V162H255ZM6 164V163H5ZM8 164V163H7ZM6 164V165H7ZM15 164H17V163H15ZM95 164V163H94ZM120 164V163H119ZM139 166H144V165H148V163L146 164L145 162H143V161H138V163H137ZM162 164H164V163H162ZM176 164V163H175ZM193 164V163H192ZM238 164V163H237ZM11 165V164H10ZM22 165V164H21ZM25 165H27L28 166V164H26L25 163ZM33 165V164H32ZM58 165H59V163H58ZM149 165H151L150 167L151 168H149V169H153L154 171L155 170H157V171H159V169L157 168V167H155L156 165H154V164H149ZM169 165V164H168ZM174 165V164H173ZM187 165H189V164H187ZM220 165V164H219ZM218 165V166H219ZM230 165V166H231ZM242 165V164H241ZM243 165H245L244 163H243ZM253 165V164H252ZM3 166H5V165H3ZM8 166V165H7ZM6 166V167H7ZM66 166V165H65ZM78 166V165H77ZM105 167H107V169L109 168V169H111L112 171H113V169H116L117 170V168H115V166L113 165V163H111L110 161L108 162V163H106L105 165H104ZM109 166V167H108ZM135 166V165H134ZM162 166V165H161ZM227 166V165H226ZM247 166V165H246ZM10 167V166H9ZM20 167V166H19ZM43 167V166H42ZM61 167V166H60ZM89 167V166H88ZM96 167V166H95ZM136 167V166H135ZM160 167V166H159ZM180 167V166H179ZM184 167V166H183ZM183 167H181L182 169H186V167L185 168H183ZM16 168V167H15ZM51 168V167H50ZM97 168H98V166H97ZM96 168V169H97ZM101 168V167H100ZM129 168V167H128ZM140 168V167H139ZM144 168H146V167H144ZM1 169H3V168H1ZM17 169V168H16ZM20 169V172L23 170H21V168H19ZM93 169V171H94V168H92ZM181 169V170H182ZM18 170V169H17ZM66 170V169H65ZM101 170V169H100ZM137 170V169H136ZM147 170V169H146ZM231 170V169H230ZM249 170V169H248ZM5 171V170H4ZM12 171V170H11ZM13 171H16V170H14L13 169ZM39 171V170H38ZM81 171H83V170H81ZM92 171V172H93ZM144 171V170H143ZM150 171V170H149ZM250 171V170H249ZM18 172V171H17ZM30 172V171H29ZM62 172V171H61ZM160 172V171H159ZM181 172V171H180ZM14 173V172H13ZM22 173H23V171H22ZM39 173V172H38ZM83 173V172H82ZM153 173V172H152ZM183 173V172H182ZM186 173H189V172H187L186 171ZM198 173V172H197ZM246 173V171L245 170H239L238 171V176L240 177V176H243V174H245ZM254 173V172H253ZM32 174V173H31ZM93 174V173H92ZM95 174V173H94ZM195 174V173H194ZM98 175H100V174H98ZM143 175V174H142ZM154 175H155V173H154ZM158 175V174H157ZM180 175V174H179ZM256 175V174H255ZM263 175V174H262ZM60 176V175H59ZM97 176V175H96ZM102 176V175H101ZM137 176V175H136ZM140 176V175H139ZM149 176V175H148ZM153 176V175H152ZM176 176V175H175ZM206 176V177H207ZM234 176V175H233ZM19 178H20V176H18ZM34 177H36V176H34ZM38 177V176H37ZM36 177V178H37ZM49 177V176H48ZM150 177V176H149ZM44 178V177H43ZM122 178V177H121ZM29 179H32V180H34V178H29ZM29 179H27L26 177H25V179L24 178H21V182H20V186H18L17 188H16V190H11V192L13 193V201H11L10 199V197L8 196V193H9V189H11L10 187H6L4 184L3 185H0V218H2L3 219V217L4 216H6L7 214H9V213H12L14 216H16L17 217V221H18V219H19V221L23 224V226L25 225V226H28L29 228H31V227H34V226H38V225H40V224H43V225H45V227H48L49 228V226H51V225H54V224H56V225H58V228L59 227H65V226H68L69 225V228L70 229H73L74 230V232H75V235L76 236H82L85 232L83 231V229H82V227H81V225H80V221L78 220L79 219V215H77L76 213H75V206L76 205H79V204H81V208L83 209V208H85L87 205H88V203H87V201H85V199L83 198V194H82V192L81 191H79V190H77L78 189V187H76L75 186V184H77V183H75L74 184V189H73V195L72 196H74V198H75V200H73L74 202H69L68 204H66V207H65V205H64V203H63V200H60V199H57V198H49L48 197V195H47V193H46V191L44 192V188L43 187H41L42 185L41 184H38V183H36L35 182V184L33 185V184H31V183H29ZM49 179H50V177H49ZM53 179V178H52ZM66 179V178H65ZM64 179V180H65ZM97 179V178H96ZM112 179H114V178H112ZM168 179V178H167ZM184 179H185V177H184ZM235 178H233V181H231L230 182V185L232 186V187H235V188H239L240 189V187H242L243 185H242V182H240V180L238 179H236V180H234ZM255 179V178H254ZM263 179V178H262ZM120 180V179H119ZM123 180V179H122ZM177 180V179H176ZM205 180H206V178H205ZM31 181V180H30ZM70 181V180H69ZM98 181V180H97ZM100 181V180H99ZM115 181H116V179H115ZM140 181V180H139ZM151 181V180H150ZM199 181V180H198ZM207 181V180H206ZM206 181H202V179L198 182V186L200 187V189H202V192L204 193V194H207V188H209V184H208V182H206ZM246 181V184H247V180H245ZM244 181V182H245ZM248 181H250V180H248ZM96 182V181H95ZM155 182V181H154ZM157 182V181H156ZM168 182H170V181H168ZM252 182V181H251ZM13 183V182H12ZM69 183V182H68ZM131 183V182H130ZM162 183V182H161ZM178 183V182H177ZM210 183V182H209ZM258 183V182H257ZM50 184V183H49ZM63 184V183H62ZM80 184H82V183H80ZM145 184V183H144ZM149 184V183H148ZM147 184V185H148ZM152 184V183H151ZM162 184H164V183H162ZM215 184H217V183H215ZM252 184H254V182L252 183ZM97 185V184H96ZM156 185V184H155ZM178 185H180V184H178ZM213 184H211V186H212ZM242 185V186H241ZM44 186V185H43ZM99 186V185H98ZM119 186V185H118ZM177 186V185H176ZM219 185H217V187H218ZM139 187V186H138ZM171 187V186H170ZM175 187V186H174ZM192 187V186H191ZM45 188H46V186H45ZM93 189L91 190V192H94V193H97L98 191H97V189H96V187H92ZM103 190L104 189H106V191L110 194V196H113V191H112V189H113V186H104L103 185ZM189 188V187H188ZM205 188V189H204ZM224 188V187H223ZM56 189V188H55ZM99 189H101V188H99ZM98 189V190H99ZM172 189V188H171ZM174 189V188H173ZM185 189H187V188H185ZM193 189V188H192ZM124 190V189H123ZM176 190V189H175ZM179 190V189H178ZM190 190V189H189ZM243 190V189H242ZM245 190H246V188H245ZM110 191V192H109ZM127 191V190H126ZM134 191V190H133ZM148 191V190H147ZM160 191V190H159ZM187 191V190H186ZM251 191V190H250ZM44 192V193H43ZM177 192V191H176ZM11 193V194H12ZM44 195H43V194ZM129 193V192H128ZM169 193V192H168ZM181 193V192H180ZM188 193V192H187ZM186 193V194H187ZM156 194H158V193H156ZM189 194V193H188ZM214 194H217V193H214ZM220 194V193H219ZM69 195V194H68ZM180 195V194H179ZM185 195V194H184ZM221 195V194H220ZM240 195V194H239ZM243 195V194H242ZM246 195H248V194H246ZM262 195H263V193H262ZM87 196V195H86ZM116 196V195H115ZM119 196V195H118ZM126 196V195H125ZM132 196V195H131ZM157 196V195H156ZM158 196H160V195H158ZM169 195H167V197H168ZM173 196V195H172ZM198 196V195H197ZM209 196H210V194H209ZM218 196V195H217ZM241 196V195H240ZM249 196V195H248ZM57 197V196H56ZM70 197V196H69ZM85 197V196H84ZM98 197V196H97ZM120 197V196H119ZM123 197H124V194H123ZM134 197V196H133ZM192 197V196H191ZM194 197V196H193ZM200 197V196H199ZM198 197V198H199ZM212 197H214V196H212ZM126 198V197H125ZM179 198V197H178ZM238 198V197H237ZM93 199H94V197H93ZM100 199V200H99ZM140 199V198H139ZM148 199V198H147ZM186 199V198H185ZM263 199V198H262ZM138 200V199H137ZM198 200H200V199H197V202H198ZM228 200V199H227ZM235 200V199H234ZM97 203H96V205L98 206V207H100V208H102V209H104V210H106L108 213H110V214H113V208H110V207H108V205H107V202H106V200H101V198H97ZM123 201H125V200H123ZM140 201H142V200H140ZM145 201V200H144ZM148 201V200H147ZM167 201V200H166ZM192 201V200H191ZM191 201H189V202H191ZM212 201H214V200H212ZM160 202V200H158V203ZM200 202V201H199ZM198 202V203H199ZM33 203H34V206L36 205L35 203H37V205L38 204H43V203H45L46 204V206H45V210H46V212L44 211L43 213H41L40 211H38L37 209H35L34 208V206H33ZM110 203V202H109ZM127 203V202H126ZM151 203V202H150ZM168 203V202H167ZM183 203V202H182ZM213 203H216V202H213ZM41 204V205H42ZM91 204V203H90ZM95 204V203H94ZM116 203H114V205H115ZM192 204V203H191ZM206 204V203H205ZM236 204V203H235ZM237 204H239V203H237ZM93 205V204H92ZM133 205V204H132ZM140 205V204H139ZM138 205V206H139ZM146 204H143V206H145ZM158 205H161V204H158ZM170 205V204H169ZM244 205V204H243ZM254 205V204H253ZM70 206V208H68ZM180 206H181V204H180ZM231 206V205H230ZM230 206H228V207H230ZM235 206V205H234ZM233 206V207H234ZM142 207V206H141ZM147 207H148V205H147ZM192 207V206H191ZM94 208V207H93ZM162 208V207H161ZM183 208H184V206H183ZM242 208H243V206H242ZM251 208V207H250ZM190 209V208H189ZM194 209H195V207H194ZM193 209V210H194ZM199 209V208H198ZM201 209V208H200ZM200 209H199V211L198 212H200L201 213V211H200ZM96 210V209H95ZM127 210V209H126ZM151 210V209H150ZM191 210V209H190ZM217 210V209H216ZM223 210V209H222ZM243 210V209H242ZM248 210V209H247ZM253 210H255V209H253ZM115 211H116V209H115ZM138 211V210H137ZM141 211V210H140ZM49 212H51V214H53V218L51 219V220H49V219H45V216H47V214L49 213ZM95 212V211H94ZM145 212V211H144ZM147 212V211H146ZM149 212V211H148ZM139 214H141L140 212H138ZM183 213V212H182ZM188 213V212H187ZM170 214V213H169ZM127 215V214H126ZM129 215V214H128ZM148 215V214H147ZM177 215V214H176ZM185 215V214H184ZM191 215V214H190ZM13 216V217H14ZM113 216V215H112ZM131 216V215H130ZM161 216V215H160ZM188 216V215H187ZM187 216H185V217H187ZM200 216H201V214H200ZM15 217V218H16ZM122 217V216H121ZM132 217H134V216H132ZM143 217V216H142ZM190 217V216H189ZM6 218V217H5ZM89 218V217H88ZM104 215H96V216H92V217H90L89 219H88V221H89V223L90 224H92V225H98V226H101L102 227V229L103 230H101V231H103V232H105V233H108V234H110V226L108 225V224H106L107 223V221H106V223H105V221H103L104 220ZM161 218V217H160ZM181 218H182V216H181ZM199 218V217H198ZM8 219V218H7ZM14 219V218H13ZM12 219V220H13ZM146 219V218H145ZM157 219H158V217H157ZM162 219V218H161ZM165 219V218H164ZM190 219V218H189ZM225 219V218H224ZM109 220V219H108ZM130 220V219H129ZM128 220V221H129ZM134 220V219H133ZM133 220H132V222H133ZM141 220V219H140ZM196 220V219H195ZM215 220V219H214ZM9 221V220H8ZM14 221H15V219H14ZM18 221V222H19ZM142 221V220H141ZM222 221V220H221ZM253 221V220H252ZM122 222V221H121ZM125 222V221H124ZM131 222V221H130ZM129 222V223H130ZM136 222V221H135ZM177 222V221H176ZM136 223H138V221L136 222ZM146 223V222H145ZM149 223V222H148ZM148 223H146V224H148ZM225 223V222H224ZM6 224V223H5ZM5 224H3L2 222H0V264H3L2 263V261H3V257H4V255L6 254L7 256V258H5L4 257V259H7L6 260V264H20V261H19V256H18V254L16 253V252H13V250H11L10 248H9V244L11 243V242H9L10 240H7L6 238H5V234L6 233H9L10 231H15V228H14V226H7V225H5ZM124 224V223H123ZM122 224V225H123ZM133 224V223H132ZM135 224V223H134ZM160 224H162V223H160ZM218 224V223H217ZM13 225H14V223H13ZM16 225V224H15ZM111 225V224H110ZM138 225V224H137ZM163 225V224H162ZM161 225V226H162ZM165 225V224H164ZM219 225V224H218ZM91 226V225H90ZM121 226V225H120ZM139 226V225H138ZM141 226V225H140ZM147 226V225H146ZM44 227V226H43ZM111 227H113L114 228V226L112 225ZM124 228H125V226H123ZM127 227V226H126ZM152 227V226H151ZM173 227V226H172ZM208 227V226H207ZM19 228V227H18ZM17 228V229H18ZM26 228V227H25ZM42 228V227H41ZM162 229L164 228V227H161ZM198 228V227H197ZM37 229V228H36ZM86 229V228H85ZM128 229H130V227L128 228ZM139 229V228H138ZM147 229V228H146ZM149 229V228H148ZM166 228H164V230H165ZM205 229V228H204ZM32 230V229H31ZM90 230H93V229H90ZM154 230H155V228H154ZM25 231H26V229H25ZM46 231V230H45ZM49 231V230H48ZM47 231V232H48ZM52 231V230H51ZM94 231V230H93ZM96 232H97V230H96ZM188 232V231H187ZM98 233V232H97ZM135 233V232H134ZM155 233V232H154ZM161 233V232H160ZM99 234H100V232H99ZM117 234H118V232H117ZM209 234V233H208ZM10 235H11V233H10ZM21 236H22V234H20ZM160 235V234H159ZM219 235V234H218ZM236 237L234 238V239H230L229 241H227V242H225V243H220V245L218 246H212L211 247V249L210 250H208V249H206L207 251H205V252H200V251H198V252H200V253H191V254H189V255H187V256H185V257H181L182 255H184V254H180V253H178V254H180V255H175L174 254V258H175V256H179L180 258L179 259H176L175 258V260H172L173 258H171L170 257V259L172 260V261H170V260H168V261H170L169 263H165V264H264V235H262V233H259V232H256V231H253V230H250V229H244V228H242V229H239V230H237L236 231ZM24 236V235H23ZM92 236V235H91ZM94 236V235H93ZM96 236H98V234L96 235ZM101 236H102V234H101ZM105 236V235H104ZM134 236H136V235H134ZM216 236V235H215ZM20 237V236H19ZM85 237V236H84ZM95 237V236H94ZM94 237H92L91 239H93ZM99 237V236H98ZM97 237V238H98ZM115 236H113V238H114ZM137 237V236H136ZM221 237V236H220ZM21 238V237H20ZM39 238H41V241L42 240H44V238H43V236H40ZM55 238H56V236H55ZM149 238V237H148ZM201 238H204V237H201ZM213 237H211V239H212ZM12 239V238H11ZM36 239V238H35ZM90 239V240H91ZM99 239V238H98ZM101 239V238H100ZM153 239V238H152ZM14 240V239H13ZM22 240V239H21ZM48 240V239H47ZM88 240V239H87ZM102 240V239H101ZM119 240V239H118ZM124 240V239H123ZM138 240V239H137ZM221 240V239H220ZM35 241V240H34ZM73 241H74V239H73ZM95 241V240H94ZM152 241V240H151ZM179 241V240H178ZM177 241V242H178ZM194 241V240H193ZM205 241V240H204ZM79 242V241H78ZM98 242V241H97ZM108 242V241H107ZM112 242V241H111ZM155 242L158 244L157 245V247L155 246V248H154V250H152V251H150V249H149V251H148V253L147 254H140V255H138V254H136V255H134L133 256V259H135V260H133V264H164V262H168L167 260H165L164 261V259H165V257H166V255H165V250L164 249H162L161 248V246H162V242H161V240H159V239H156L155 240ZM169 242V241H168ZM174 242V241H173ZM181 242V241H180ZM189 242H191V240H189ZM30 243V242H29ZM50 243V242H49ZM67 243V242H66ZM89 242H87V244H88ZM119 243V242H118ZM153 243V242H152ZM197 243V242H196ZM47 244V243H46ZM90 244V243H89ZM175 244V243H174ZM182 244V243H181ZM189 244V243H188ZM215 244H216V242H215ZM15 245V244H14ZM18 245V244H17ZM21 245V244H20ZM22 245H24V244H22ZM30 245V244H29ZM165 245V244H164ZM170 245V244H169ZM28 246V245H27ZM44 246V245H43ZM121 246V245H120ZM29 247V246H28ZM113 247V246H112ZM146 247V246H145ZM148 247H149V245H148ZM164 247H170V246H164ZM163 247V248H164ZM180 247H181V245H180ZM186 247V246H185ZM184 247V248H185ZM205 247H207V246H205ZM204 247V248H205ZM41 248V247H40ZM40 248H38V250L40 249ZM45 248V247H44ZM69 248V247H68ZM93 248H95V247H93ZM24 249V248H23ZM27 249V248H26ZM42 249H43V247H42ZM53 249H58V246H54L53 247ZM151 249H152V247H151ZM28 250V249H27ZM37 250V251H38ZM78 250H79V248H78ZM94 250H96V249H94ZM100 250V249H99ZM144 250V249H143ZM31 251V250H30ZM30 251H28V252H30ZM39 251H41V250H39ZM38 251V252H39ZM47 251H48V249H47ZM87 251V250H86ZM85 252V251H84ZM83 252V253H84ZM139 252H140V250H139ZM22 253H24V252H22ZM31 253V252H30ZM37 253V252H36ZM36 253H34L35 255H36ZM43 253V252H42ZM47 253V252H46ZM73 253V252H72ZM76 253V252H75ZM88 253V252H87ZM101 253V252H100ZM135 253V252H134ZM41 254V253H40ZM45 254V253H44ZM44 254H42V255H44ZM64 254V253H63ZM81 254V253H80ZM93 254H94V252H93ZM38 255V254H37ZM21 256V255H20ZM46 256H48V255H46ZM74 256V255H73ZM83 256H84V254H83ZM63 257V256H62ZM21 258H24V256L23 257H21ZM41 258V257H40ZM79 258V257H78ZM112 258V257H111ZM167 258V257H166ZM31 259V258H30ZM39 259V258H38ZM37 259V260H38ZM42 259V258H41ZM100 259V258H99ZM21 260V259H20ZM25 260V259H24ZM27 260H29L28 258H27ZM34 260V259H33ZM44 260H46V259H44ZM101 260V259H100ZM39 261V260H38ZM79 261V260H78ZM130 261V260H129ZM129 261H127V264H129L130 262ZM27 262V261H26ZM74 262V261H73ZM98 262V261H97ZM104 262V261H103ZM30 263V262H29ZM46 263H47V261H46ZM72 263V262H71ZM85 263V262H84ZM102 263V262H101Z\"/></svg>",
	"mask_w": 264,
	"mask_h": 264
}]
</instances>
